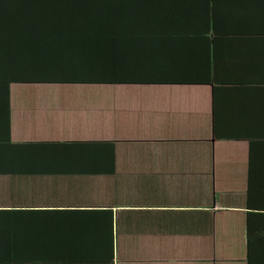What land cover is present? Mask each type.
<instances>
[{"label":"crops","instance_id":"obj_1","mask_svg":"<svg viewBox=\"0 0 264 264\" xmlns=\"http://www.w3.org/2000/svg\"><path fill=\"white\" fill-rule=\"evenodd\" d=\"M263 3L232 13L240 31L215 44L212 85L47 97L13 84V142H114L117 171L0 176V211L16 213L0 218V264H247L251 144L264 146Z\"/></svg>","mask_w":264,"mask_h":264},{"label":"trees","instance_id":"obj_2","mask_svg":"<svg viewBox=\"0 0 264 264\" xmlns=\"http://www.w3.org/2000/svg\"><path fill=\"white\" fill-rule=\"evenodd\" d=\"M250 1L0 0V176L117 171L114 142H13V84L212 85L213 48L237 35L231 15ZM260 149L251 144L247 264H264V162L253 161Z\"/></svg>","mask_w":264,"mask_h":264},{"label":"rangeland","instance_id":"obj_3","mask_svg":"<svg viewBox=\"0 0 264 264\" xmlns=\"http://www.w3.org/2000/svg\"><path fill=\"white\" fill-rule=\"evenodd\" d=\"M20 88L22 90H27L30 92H39V94H46L47 97H51V93L74 92L76 90H80V88L73 87V86L63 87V86H46V85H42V86L28 85V86L18 87V88H16V90L19 91ZM27 91H23V92H27ZM52 91H54V92H52ZM94 92H102V91H98L96 89V90H94ZM39 96H41V95H38V98L34 100V101L37 100V103L38 102H45V103L50 102L48 98H45L44 100L41 101L40 100L41 97H39ZM23 100H25V99H21L19 101H23ZM21 103H23V102H21ZM52 105L54 107H56L57 103L52 101ZM19 108H22V107H19Z\"/></svg>","mask_w":264,"mask_h":264}]
</instances>
